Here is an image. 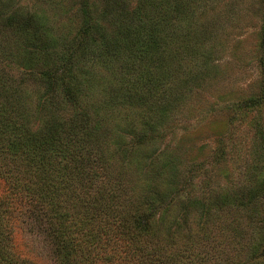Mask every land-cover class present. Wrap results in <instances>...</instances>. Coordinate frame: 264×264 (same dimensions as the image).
Wrapping results in <instances>:
<instances>
[{
    "label": "rangeland",
    "instance_id": "1",
    "mask_svg": "<svg viewBox=\"0 0 264 264\" xmlns=\"http://www.w3.org/2000/svg\"><path fill=\"white\" fill-rule=\"evenodd\" d=\"M12 11L41 19L56 71L48 86L57 95L70 83L78 95L54 96L52 109L73 118L81 154L101 149L91 164L122 192L150 195L157 209L169 203L174 216L193 199L191 233L215 198L264 181V0H0V14ZM13 36L0 26V53ZM23 43L10 48L18 59ZM20 62L11 64L19 78ZM44 80L37 74L21 86L29 111L44 97ZM162 176L169 184L154 189ZM262 186L252 211L264 210ZM26 198L13 208L14 248L32 264H55L49 232ZM240 207L249 208L245 199ZM234 208L224 211L232 225L247 227L245 211ZM251 240L229 236L241 256Z\"/></svg>",
    "mask_w": 264,
    "mask_h": 264
},
{
    "label": "trees",
    "instance_id": "2",
    "mask_svg": "<svg viewBox=\"0 0 264 264\" xmlns=\"http://www.w3.org/2000/svg\"><path fill=\"white\" fill-rule=\"evenodd\" d=\"M0 26L14 34L0 53V264H32L15 250L11 234L13 208L25 202V196L49 232L55 264H264V210H251L263 180L249 190L215 198L213 208L200 211L192 220L197 229L189 233L193 199L180 203L177 216L170 213L169 203L157 209L152 196L122 192L117 181L112 183L110 176L91 164L92 159H101L100 148L81 154L72 145L78 140L74 120L68 123L69 119L59 117L58 110L52 109V98L60 95L73 102L78 95L70 83L57 95L53 83L48 86L56 71L48 59L51 51L43 43L48 32L41 29V19L12 11L0 17ZM18 38L24 40L20 78L12 74L11 64L19 59L10 49ZM37 74L45 79L47 90L32 112L22 85ZM31 115L46 118L31 128ZM166 181L162 176L151 184L156 182L152 187L158 190L169 184ZM243 199L249 208L240 207ZM225 207L231 211L235 207V214L245 211L240 216L248 219V228L232 225ZM229 236L252 239L248 252L236 253L238 241L231 243ZM190 240L191 249L185 246Z\"/></svg>",
    "mask_w": 264,
    "mask_h": 264
}]
</instances>
